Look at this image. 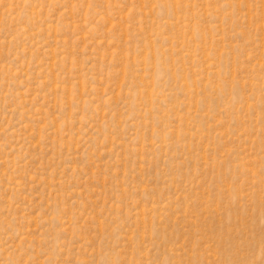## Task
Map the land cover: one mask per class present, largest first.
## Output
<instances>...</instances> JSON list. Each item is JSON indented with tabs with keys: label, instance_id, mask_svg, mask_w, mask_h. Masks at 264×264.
<instances>
[{
	"label": "rangeland",
	"instance_id": "obj_1",
	"mask_svg": "<svg viewBox=\"0 0 264 264\" xmlns=\"http://www.w3.org/2000/svg\"><path fill=\"white\" fill-rule=\"evenodd\" d=\"M0 264H264V0H0Z\"/></svg>",
	"mask_w": 264,
	"mask_h": 264
}]
</instances>
